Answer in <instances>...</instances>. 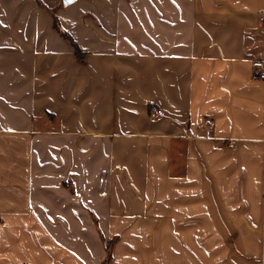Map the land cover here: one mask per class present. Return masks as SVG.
<instances>
[{
  "label": "crops",
  "instance_id": "obj_1",
  "mask_svg": "<svg viewBox=\"0 0 264 264\" xmlns=\"http://www.w3.org/2000/svg\"><path fill=\"white\" fill-rule=\"evenodd\" d=\"M60 2L0 0V264H264V0Z\"/></svg>",
  "mask_w": 264,
  "mask_h": 264
},
{
  "label": "built area",
  "instance_id": "obj_2",
  "mask_svg": "<svg viewBox=\"0 0 264 264\" xmlns=\"http://www.w3.org/2000/svg\"><path fill=\"white\" fill-rule=\"evenodd\" d=\"M258 21L264 25V15L263 14L258 15ZM252 67L257 71V76L260 79H264V62L260 60L254 61L252 62ZM151 111L160 112L159 110L152 109V108H151ZM234 145H235V140H230L228 143V147L232 148L234 147Z\"/></svg>",
  "mask_w": 264,
  "mask_h": 264
},
{
  "label": "rangeland",
  "instance_id": "obj_3",
  "mask_svg": "<svg viewBox=\"0 0 264 264\" xmlns=\"http://www.w3.org/2000/svg\"><path fill=\"white\" fill-rule=\"evenodd\" d=\"M62 3H63V2H62V0H61L60 5H62Z\"/></svg>",
  "mask_w": 264,
  "mask_h": 264
},
{
  "label": "water",
  "instance_id": "obj_4",
  "mask_svg": "<svg viewBox=\"0 0 264 264\" xmlns=\"http://www.w3.org/2000/svg\"><path fill=\"white\" fill-rule=\"evenodd\" d=\"M65 2H67V0H64Z\"/></svg>",
  "mask_w": 264,
  "mask_h": 264
},
{
  "label": "trees",
  "instance_id": "obj_5",
  "mask_svg": "<svg viewBox=\"0 0 264 264\" xmlns=\"http://www.w3.org/2000/svg\"><path fill=\"white\" fill-rule=\"evenodd\" d=\"M69 38V37H68ZM70 39V38H69Z\"/></svg>",
  "mask_w": 264,
  "mask_h": 264
}]
</instances>
